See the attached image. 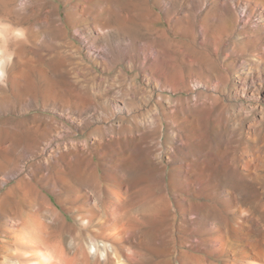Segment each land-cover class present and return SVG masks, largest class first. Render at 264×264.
Wrapping results in <instances>:
<instances>
[{"label": "rangeland", "instance_id": "rangeland-1", "mask_svg": "<svg viewBox=\"0 0 264 264\" xmlns=\"http://www.w3.org/2000/svg\"><path fill=\"white\" fill-rule=\"evenodd\" d=\"M76 1L74 0V2ZM53 4H57L58 7L53 8ZM154 5L155 3L150 5V8H153V12H158L159 9ZM127 8L128 6H124L125 12L128 10ZM140 8L141 12H144L145 6L143 3L140 4ZM42 12H44L46 18H49L51 14L59 15V20H61L63 25H66L58 32L53 30V28L50 30L47 29L44 33L40 32V36L38 35L39 37L37 36L38 39L35 41L37 45L41 43L46 45L50 44L51 40H60L61 42L71 41L74 44L76 43L75 45L79 44L74 31L80 24L73 23L71 19L67 18L65 15L66 7L62 1L45 0ZM165 21L166 18L164 19L163 16V22L155 23L153 29L148 31L142 29V33L147 34L148 37L155 36L157 34V28H166ZM29 22L28 24L22 25H16L15 23H8L9 26H7V23L3 25L4 27L7 26V28H10L11 24L13 27L15 26L14 28H10L11 31L23 30L28 25L35 24L36 19L31 18ZM182 24L184 25V22ZM43 30L45 29L42 28L41 31ZM182 30L170 31L168 32V36L170 38L175 37V39L177 37L176 40H180L181 42L189 40V33H185L186 31ZM178 33L182 35L180 36ZM68 34L70 35L68 36ZM230 38L232 37L230 36ZM229 42L230 40L225 42V47L223 48L225 51L223 52L222 50V54L218 56L220 58H213L214 69L201 66L206 70L196 67L197 64H194L196 66L192 65V67L188 65L185 46L182 44L173 46L168 51L162 50L164 52L163 56L156 59L159 67L154 63L153 53L146 47V52L145 50H141L142 46L140 44H137L141 48H137V51L134 50L136 52H134L133 58H129L127 54H122L118 56L119 58L117 57L118 59L113 58L111 62H107L105 66L99 60V65L97 63L92 64L88 60H84L86 58L82 54H71L70 50L64 47L61 48L64 51L62 59L73 60L72 63L69 66L64 63V66L58 67L52 64L49 65L48 62L42 61L44 57H47L51 53L47 45L44 52L39 51L40 49L36 47L38 52L45 54L40 55L35 53L31 61L26 60L20 66L16 65L12 69L10 66L7 67L11 72L10 74H13V72L16 73L17 71V78L14 73L13 76L16 78L14 82L16 84L12 82L13 78H8L9 80L5 78L7 82L5 80L0 82V98L4 96V99H6V103L0 107V155H3V152H5L3 149L9 147L10 157H14L16 161L14 165L12 164L13 167L10 166L9 168L17 171L18 174L17 177L7 180V178L2 176V171H0V235L2 229L1 220L3 218H7L9 221L13 220L20 205L23 207V203H27V196L32 199L33 196H30L31 192L26 193L28 191L26 183L29 181L38 185L42 196H46L44 198L46 202H51L50 204L60 213V217L66 220L67 224L64 227L74 225L75 230H77L76 228H81L82 226H80L79 220H76L75 216L81 213L79 211L81 207L88 203L86 199L87 194L91 196L90 198H95L94 195L99 188L101 194H103L100 196L101 200L108 202L109 197L104 189L112 186L113 181H115L114 179H120L118 181L124 186L126 185L138 190L139 192H137L136 197L140 200L143 199L142 201L144 202L151 203L150 200L163 190L162 192H165L171 206L169 212L170 220L168 218L169 229L165 228L163 223L151 219L152 216L150 218L148 217L146 221L142 220L139 224L127 227L126 231H137V235H143L142 237L146 235L144 237L146 241L142 243L134 242L130 245L121 244L122 246L119 251L129 257V259L123 257L120 259H123L121 262L123 264H153L155 261L167 260L169 258L171 264H193L195 263L193 256L198 257L199 254V256L206 258L207 251L202 247L203 244L200 243L201 247L199 245L196 249V243L194 244L192 242L195 247L189 248L190 245L188 242L195 238L196 228L202 234H207L206 223L210 222L211 219L218 218L217 213L211 207V204L215 203V200L219 207H227L221 201V192L224 189L231 190L234 193L237 192V198L240 195V198H238L239 202L244 205L246 204L245 206L248 205V207L251 205V209L252 211L254 210L253 214L255 215V219L250 222L252 234L257 240L264 242V208L261 207L264 204V180L247 182L242 177V172L239 169L240 164L243 165L251 162L253 164L256 162L258 169L264 175V88L257 85V90L255 91L250 90L243 96L239 93L237 94V91H235L234 76H232L234 73L233 68L236 64H239V61L245 59V57L239 56L237 58L238 55L231 54L229 50L230 46L227 45ZM207 45L205 46L208 49L207 51L210 50L216 53V46H211V44ZM31 47L33 46L30 45V54ZM226 53H230L231 55L225 58L224 55ZM168 54L173 55L174 59L172 61L174 63H172L174 65L176 63L175 66H172L173 64L169 61L170 55ZM81 56L82 59H80ZM130 59L133 62L132 64H130ZM220 59L221 61H219ZM166 62L168 63L166 64ZM108 63L112 65H108ZM141 63L142 65H140ZM143 64L146 65V68H144ZM177 64L181 65V69L175 70L180 66ZM156 66L157 69H155ZM54 67L57 68L54 69ZM182 69L185 70L183 71ZM149 70L151 73L153 71L152 74L155 73L156 77L158 76L157 78L163 77L160 79V82L163 84L162 89L158 91L152 90L151 93L149 92L150 95L146 94L150 89H148L143 79L144 74H151ZM178 71L180 73L187 71L184 73L186 74L184 75V77L186 76L185 80L183 78V72L180 74ZM195 71L198 72L196 73ZM45 73L50 79L53 78L54 80L58 78L56 81L54 80V84L47 81L49 85L54 86L50 85L49 87L54 90L58 98L67 99L68 105L70 102V105L72 104L71 106L75 107H73L74 110L77 108V105L79 107L81 106L79 108L80 111L86 108L95 109L96 111L93 113L95 116L90 113V117H83L80 121L81 123H78L72 117L66 118L61 115L60 108L62 109L66 103L63 104L62 102L60 104L59 101L55 105L51 97L42 99L44 80L41 76ZM175 74H178L177 76L179 78ZM167 75L172 76L167 78ZM30 77L32 81H30ZM217 77L220 79L219 81L216 80ZM33 79L36 82H34V85L37 86L38 83V86H41L40 88L29 84L34 81ZM173 79L175 81H172ZM224 80L228 82L225 83ZM220 81L223 82L221 83ZM220 83L222 84L221 87ZM13 84L15 87L11 86ZM28 85L36 87L35 90H31L34 88H29ZM37 89L39 92H37ZM30 91H34L33 95L36 98L35 100H33L34 98L31 96L32 92ZM81 92L85 93L81 94L84 98L83 101H80L76 96ZM251 92L256 93L252 94ZM37 94L38 98L36 97ZM0 101L2 100L0 99ZM120 103L132 111L119 113L117 109L122 107ZM53 106L54 109L58 106L59 110H53ZM154 108H156V113H154ZM112 112L113 114L111 115ZM165 112L167 115H165ZM96 115H99L101 118H97ZM153 117L157 119L155 118L153 120ZM150 119L153 122L155 121V127L152 124L153 122L151 124L148 123ZM170 135H173L172 137L175 136L174 139ZM13 136L14 138L20 137L27 139H24L26 143L23 142L20 146H14L15 144L13 143L15 142L11 140L14 139ZM233 164L239 169L235 173L229 170V167L234 166ZM111 170L116 171L115 173H122V175L117 174V177ZM19 174L22 176L25 174L29 181L25 179L24 185L17 186V181L22 177ZM182 183H185V185ZM94 198L91 202H94ZM33 199L36 202L43 201V198L41 199L40 197L37 199L34 196ZM218 201L220 202L218 203ZM42 204L44 203L42 202ZM48 220L50 222V219ZM161 224L163 225V229L169 230L171 233L173 232V241L167 248L173 250L169 249L171 251L170 256H168V250L163 245L157 244V237L162 232ZM60 225L59 223L55 224L57 227ZM192 225L196 227L194 228ZM230 227L229 235L233 242V239L236 240L237 236H235V232ZM173 228H176L177 232H174ZM86 232L91 236L89 231ZM69 236V233L63 234L61 240L63 244L69 245ZM91 238L84 237L82 242L84 247L88 248L90 246L92 242ZM0 239L9 240L2 235ZM187 249L189 250L187 251ZM160 251L162 254H160ZM203 253L206 255L204 256ZM1 255L0 250V257ZM165 263L163 262L162 264Z\"/></svg>", "mask_w": 264, "mask_h": 264}, {"label": "bare ground", "instance_id": "bare-ground-1", "mask_svg": "<svg viewBox=\"0 0 264 264\" xmlns=\"http://www.w3.org/2000/svg\"><path fill=\"white\" fill-rule=\"evenodd\" d=\"M59 1H62V3L66 7V12H65L66 14L65 15L67 16V18L71 19L73 21V23L75 22L76 24H80V26L77 27L74 31V34L77 35L76 37H77V41L79 42V44H78L79 46L75 45L76 43L74 44L71 41L61 42L60 40H51L50 41L51 43L47 44L51 53H49V55L47 57H44V60H42V61L48 62L49 65L52 64V65H55L58 67V66H64V63L67 66H69L70 63H72L73 60L71 61L70 59L69 60L62 59V56L64 53V51L61 49L62 47L68 48L70 50L71 54H76V55L82 54L83 57L86 58L84 60H88L92 64H96V63L98 64V60H99V61H102V64L105 66V65H107L106 64L107 62H111L113 58H117L119 55H122V54H127V56L129 58H133L134 52L137 51V48H139V49L141 48V47L137 46V44H140V46H142L141 50H143V51L145 50V52H146L147 51L146 48H147L151 53H153L154 63H155V65H157L158 62L156 63V59L163 56V54H164L163 51H168L169 49H171V47L176 46L178 44H182L185 46V53L187 54L188 65L190 67H192V65H194V64H197V66L196 65H194V66L200 67V69H202V70L204 68L201 66H206V67H209L211 69H214L215 66H214L213 58H215V59L220 58L218 56L220 54H222L221 52H222L223 48L225 47V42L230 40V42L227 45L230 46L229 50L231 51V54L238 55L237 58H239V56L245 57V59L239 61L238 65L234 61L236 65L234 64L235 67L233 68L234 73L232 76H234L235 91H237V94L239 93L241 96H243V95L247 94L250 90L255 91V90H257V88H256L257 85H259L261 88L262 87L264 88V0H77L76 2H74V0H59ZM44 2H45V0H19V2H18V0H0V82L4 81L5 78L6 79L13 78L12 82L15 83L14 81L17 78V71H16V73L13 72V74H10L11 72L9 71V69L7 67L10 66V68L12 69L13 67H16V65L20 66L22 64V62L24 63V61H26V60L31 61V59L33 58V55L35 56V53H38L40 55L45 54L42 52H44V49L47 45L43 44V43H41L40 45H37L35 42V41H37V39H38L37 36L39 35L40 32L44 33L45 31H47V29L50 30L52 28H53V30H56L58 32V31H61L62 28H64V25H66V24H64V25L62 24L61 20H59V15H57V14L56 15L51 14V16L49 18L45 17L44 12H42ZM141 3H143L145 6V8L143 10L144 12H141V10H140L141 9L140 8ZM153 3H155L154 6L155 7L157 6V8L159 9L158 12H153V10H152L153 8H150V5H152ZM124 6H128V8H127L128 10L126 12L124 11ZM52 7L57 8L58 5L53 4ZM64 10H65V8H64ZM163 16H164V19L166 18V21H165L166 28H164V29L161 27L157 28V34L153 37H148L147 34L142 33V29L148 31L150 29H153V25L155 23L163 22ZM31 18L36 19V23L35 24L31 23L33 25H28L27 27L25 26L26 28H24V29L22 28L23 30L11 31L10 28L15 27V26L13 27L12 24L10 25V28H7V26H9L10 23H15L16 25H22V24H26V23L28 24V22ZM183 22H184V25L182 24ZM5 23H7L6 27H4V25H3ZM41 25H43V26L41 27ZM42 28L45 30L41 31ZM181 29H183L182 31L185 30L186 31L185 33H189L188 34L190 36L189 40H185L184 42L183 41L181 42L180 40H176L177 37L175 39V37L173 38L172 35H171L172 38H170L168 36V32H170V31L175 32V31L181 30ZM69 35L70 34H68V36ZM179 35L181 36L182 34L180 33ZM183 35H184V32H183ZM230 36L232 38H230ZM39 40H41V39H39ZM207 44H211V46L212 45L216 46V50H215L216 53H214V51H212L213 52L212 53L210 50L207 51L208 49L205 48V46ZM30 45L33 46V47H31V54L29 52L30 51ZM36 47L40 49L39 51H42L41 52L42 54L40 52H38ZM134 50H136V51H134ZM224 51L225 50H223V52ZM46 52H48V51H46ZM231 54L226 53L224 56H225V58H227ZM168 55H170V54H168ZM74 57H76V56H74ZM123 57H124V55H123ZM80 59H82V56L80 57ZM121 59H123V58H121ZM173 59H174L173 55L172 56L170 55V60L169 59L168 60L171 61V63H172ZM221 59H223V58H221ZM221 59L219 61H221ZM34 61H35V59H34ZM148 61H149V59H148ZM165 61H167V60H165ZM236 61H238V60H236ZM130 62H131L130 64L133 63L131 61V59H130ZM161 62H163V61H161ZM168 62H166V64ZM231 62H230V64H231ZM110 64L108 63V65H110ZM221 64H222V62H221ZM227 64H226V66H227ZM140 65H142V63ZM149 65L151 66V64H149ZM149 65H147V66H149ZM175 65H176V63H175ZM175 65L173 64L172 66H175ZM157 66L155 69H157ZM57 67H54V69ZM72 67H73V65H72ZM224 67H225V65H224ZM85 68H87V67H85ZM140 68H141V66H140ZM144 68H146V65H144ZM169 68H170V66H169ZM216 68H217V66H216ZM69 69H71V68H69ZM177 69H181V65L178 68H176L175 70H177ZM59 70H61V69H59ZM158 70H159V68H158ZM204 70H206V69H204ZM34 71H35V69H34ZM38 71H39V69H38ZM179 71H181V70H179ZM208 71H209V69H208ZM57 72H59V71H57ZM69 72H70V70H69ZM149 72L151 73L150 70H149ZM154 72H155V70H154ZM185 72H187V71H185ZM185 72L182 73L184 80L186 77V76L184 77V75H186V74H184ZM195 72L197 73L198 71H195ZM14 73L16 74L15 75L16 78L13 76ZM152 73H153V71H152ZM152 73L149 75L148 74L143 75V79L146 82L148 89H150L146 93L149 95H150L152 90L158 91V90H161L163 87V84L160 82V79H162L163 77L157 78L158 76L156 77L155 73L154 74H152ZM162 73H163V71H162ZM30 74H32V73H30ZM34 74H36V73L34 72ZM59 74H60V72H59ZM167 74H168V72H167ZM171 74H173V73H171ZM60 75H58V76H60ZM175 75H174V77H175ZM66 76H68V75H66ZM169 76L167 75V78ZM227 76H229V75H227ZM41 77L44 80V88H43L44 92H43V95L41 94L43 97V98L42 97L41 98L44 99L46 97H49V98L51 97L54 100L55 105H57L59 103V101H60V104L62 102H63V104L66 103L62 107V109L60 108V113H61V115H63V117H66V118L72 117V118L76 119V121L78 123H81L80 122L81 119H83V117L85 118V117L89 116L90 113H92V115L95 116L93 114L96 111L95 109L86 108V109H83L82 111H80L79 108L81 106L79 107L77 105L76 106L77 108L74 110L73 109L74 106L72 107L71 106L72 104L70 105V102L68 105L67 99L65 100L62 98L61 99L58 98V95H56L54 90L51 87H49L52 83L54 84V82L58 78L54 79L55 80L54 81L53 78H51V79L48 78L46 73L42 74ZM62 77H64V76L62 75ZM167 78H165V79L168 80ZM222 78H224V77H222ZM200 79H201V77H200ZM18 80H19V78H18ZM216 80L219 81L220 79H218V77H217ZM226 80H224L225 83L228 82ZM30 81H32V78L30 79ZM47 81L50 82L51 84L49 85L47 83ZM172 81H175V80L173 79ZM180 81H182V80L180 79ZM196 81H197V79H196ZM208 81L210 82V80H208ZM208 81H206V82H208ZM218 81H217V83H218ZM12 82H11V84H12ZM34 82H35V80L29 84L34 85ZM233 82H231V83H233ZM212 83H214V82H212ZM212 83H209V84H212ZM165 84H164V86H165ZM184 84H185V82H184ZM40 85H42V84H40ZM11 86L15 87L14 84ZM24 86H25V84H24ZM28 86H29V88H32V87L34 88L31 90H35L36 87H38V88L41 87V86H38V83H37V86L34 85L36 87L31 86V85H28ZM51 86H53V85H51ZM221 86H222V84L220 85V87ZM223 87H224V85H223ZM27 89H28V87H27ZM222 91H223V89H222ZM225 91H227V89H225ZM30 92H32L31 96H33V98H34L33 100H35L36 98L33 95L34 91H30ZM37 92H39L38 89H37ZM145 92H146V90H145ZM62 93H64V92H62ZM254 93H256V92H254ZM254 93H252V94H254ZM260 93H262V92H260ZM13 94H15V93H13ZM81 94H85V93L81 92L79 95L77 94L76 96L80 99V101L81 100L83 101L84 98ZM19 95H21V94H19ZM159 96H161V95H159ZM36 97L38 98V94ZM4 98H5L4 96H2L0 98L3 101V102L0 101V107L2 104L6 103V101H5L6 99H4ZM7 99H8V97H7ZM159 100H160V98H159ZM94 101H95V99H94ZM75 102H76V100H75ZM162 103H163V101H162ZM135 104H136V102H135ZM54 106L52 107L53 110H55V111L59 110L58 106L55 109H54ZM125 106H126V104H125ZM129 107H131V106H129ZM155 109L156 108H154V113H156ZM117 110L119 113H123L124 111H127V112L132 111L131 109L129 110V109L125 108L123 105L121 108H119ZM158 110H160V109L158 108ZM112 114H113V112L111 113V115ZM99 115H96V117L101 118ZM108 115H110V114H108ZM152 115H153V113H152ZM152 115H149V116H152ZM165 115H167V113ZM106 117H107V115H106ZM155 118L153 117V120H155ZM159 118H160V116H159ZM140 119H142V118H140ZM151 119H152V117H151ZM151 119H150V121H148L149 124H151L153 122V121H151ZM154 122L152 123L153 125L155 124ZM51 123H52V121H51ZM78 125H80V124H78ZM158 125H161V124H158ZM154 127H155V125H154ZM154 132H155V129H154ZM169 134H171V133L169 132ZM173 135H170V137H172ZM174 137H172V138L174 139ZM13 138H14V136H13ZM15 138L11 139L15 142V143H13L11 141L13 144H15L14 146H20L21 144H23V142H25L24 141L25 138L24 139H22L20 137H17L16 139ZM25 140H27V139H25ZM3 150H5V152H3V155H0V171H2L1 172L2 176L7 178V180H8L9 178L17 177L18 172L9 168L10 166L13 167L14 162H16L14 157L13 158L10 157L9 147L5 148ZM247 162H249V161H247ZM251 163H245L243 165L240 164L239 169L242 172V177H244L247 180V182L248 181L249 182L262 181V179L264 180V175L261 173L262 171H260L258 169L256 162L253 164H251ZM233 165L234 166L229 167V170H231L235 173V171L238 168L235 166V164H233ZM111 171H113V170H111ZM118 171H120V170H118ZM234 173H233V175H234ZM115 174L116 175L117 174L122 175V173H115ZM19 175H21V174H19ZM33 175H35V174H33ZM118 175H117V177H118ZM24 176H25V174H24ZM24 176H22L17 181V186H19L21 184L24 185L25 179L26 180L28 179V178H26V176L25 177ZM30 176H31V174H30ZM113 176H114V174H113ZM32 177H34V176H32ZM226 177H228V176H226ZM122 178H123V176H122ZM111 179H112V177H111ZM114 180L115 181H113L114 183L112 186H108V187H106V189H104L105 193L109 197L108 202H103L101 200L100 196L103 194H101V190L99 188H98V191L94 195L95 198L93 197L94 202H91V201H93V198H90L91 196L87 194L86 199H87L88 203L86 205L82 206L81 210L76 209V210H79L81 213L76 215L75 218H76V220H79V224H80V226H82L81 228H76L77 230H75L74 225L64 227L67 224L66 220L64 218L60 217L61 216L60 213H58L56 211V209L50 204L51 202L50 203L46 202V199H44L46 196L45 197L42 196V194L40 193L38 185L27 180L29 182L26 183L27 190H28L26 193L31 192L30 196H33V197L35 196V197H37V199L39 197L41 199L43 198V201L36 202V200H34L33 197L31 199L30 197L27 196V198H28L27 203H23V207H21V205L19 204L20 207L19 208L17 207L18 211L15 214V216L13 217V220L9 221L7 218H3V219L1 218L2 219L1 220V225H2L1 235L4 236L5 238H8L9 240H4V239L1 240L0 239V250L2 253V255L0 257V264H123V263H121L123 259L122 260H120V259L122 257L125 259H129V257L119 251L121 249V246H122L121 244L130 245L134 242L142 243L143 241H146L144 238L146 235L144 237H142L143 235L142 236L137 235V233H136L137 231H132V230L126 231L127 227H131L133 225L139 224V223H141L142 220L146 221L148 219V217L150 218L152 216L151 219L156 220L157 222L163 223L164 227L167 229L170 228V227L168 228V218L170 220L169 212L171 210L170 209L171 206H170L168 198L165 195V192H162L163 190L160 191L156 197H154L152 200H150L151 203L150 202H144V201H142L143 199L140 200V199H138V197H136L137 192H139L138 190L130 188L126 185H125L126 186L125 187L122 183L119 182L120 179H118L119 181L116 179H114ZM3 181H4V179H3ZM183 185H185V183ZM236 193H234L231 190H226V189H224L221 192V201L227 205L226 208L219 207V205L216 203V200L214 201L215 203L211 204V207L213 208V211H215L217 213L218 218L211 219L210 222L206 223L207 234H202L200 232V230H197V228H196L197 231L194 229L195 230V234H194L195 238L189 240V242H188V244L190 245L189 248L196 246L195 248L197 249L201 243V244H203L202 247L204 248V250L207 251V255L203 253L204 256L206 255L205 256L206 258L199 256V254H198V257L193 256V259L195 258V263H193V264H264V242H262V241L260 242L259 240L256 239V237L252 234V228L250 227V222L253 219H255V215L253 214L254 210L252 211L251 205H250V207H248V205L245 206L246 204L244 205L241 202H239L238 198H240L239 197L240 195L237 198L236 195H238V194H236ZM18 201L20 203L19 199H18ZM255 201H257V200H255ZM42 202L44 204H42ZM219 202L220 201H218V203ZM85 203H86V201H85ZM205 205H207V204L205 203ZM258 205L260 206V204H258ZM261 207L264 208V204ZM206 218L208 219V217H206ZM256 218H258V217H256ZM48 219H50V222H48L49 221ZM257 221H259V220H257ZM56 223H59L61 225L59 227H57V226H55ZM230 225H231V227H230ZM160 227L162 228L161 229L162 232L157 237L158 238L157 244H160L161 246L163 245L164 248L167 249L169 247V244L172 243V241H173V238H172L173 232L171 233L169 230L163 229L162 224ZM180 227H181V225H180ZM229 227H230V229H232L235 232V236H237V239L236 240L233 239V242L231 240L232 238L229 235ZM163 230H165V231H163ZM173 230L175 232L176 228H173ZM86 231H89V233H91V236L89 234H87ZM186 232L187 231L185 228V233ZM66 233L70 234L69 245H65L61 241L63 234H66ZM84 237H88V238L92 237L91 238L92 242L88 248L84 247L82 244ZM180 240H182V239H180ZM76 242H78V243H76ZM192 242L194 244L196 243V245L193 246ZM200 247H201V245H200ZM164 248H162V249H164ZM129 249H130V247H129ZM129 249H128V251H129ZM169 249H167L168 250V252H167L168 256L171 255V253H170L171 251H169ZM125 250H127V249H125ZM170 250H172V249H170ZM188 250L189 249H187V251ZM158 252H159V250H158ZM163 253H164V251H163ZM160 254H162L161 251H160ZM186 254H188V253H186ZM177 255H178V253H177ZM165 261H166V263H165ZM163 262L165 264H171L170 258L167 260L163 259V260L155 261L153 264H162Z\"/></svg>", "mask_w": 264, "mask_h": 264}]
</instances>
